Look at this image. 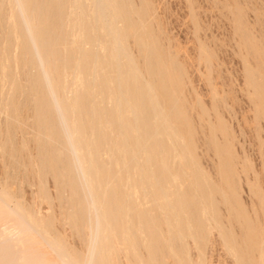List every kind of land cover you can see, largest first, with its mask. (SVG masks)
<instances>
[{
  "label": "bare ground",
  "instance_id": "6f19581e",
  "mask_svg": "<svg viewBox=\"0 0 264 264\" xmlns=\"http://www.w3.org/2000/svg\"><path fill=\"white\" fill-rule=\"evenodd\" d=\"M121 4V0H0V49H3L0 54V116L3 117L6 123L4 128L2 126L0 127V138L2 137V133L5 136L10 133L12 134V137L8 139L10 140L13 138V133H19V137L24 145L26 142H33L37 148V152L34 151V153H36L35 159L31 156L19 159L20 157H17L16 153H10L11 151L8 150L9 154H6V156L8 155L9 157L8 164L10 163L12 165L15 163V167L17 166L18 170H21V172L19 170L20 173H29L33 180H36L39 176L49 179L50 182L52 180L53 186L51 187L55 189L51 192H53L54 198L58 199V201L54 203L53 196L51 192H49L50 190L47 192L46 188L48 187L44 188V181H41V185L43 186L41 190L44 188L45 191L43 190V192L45 193L43 195H46L45 198L43 197L44 200L46 199V202L44 200L42 201H44L46 205L49 204L48 206L50 207H52L51 204L54 203L55 205H53L55 208L56 204L59 202L60 205H58L62 208V211L58 213V215L61 214V221L63 220L66 222L63 225L67 226L68 224L71 228L70 232L72 235H75L79 239V243L81 240V246L79 247H77L78 245H74V248L69 245L65 236L60 235L61 232H56L55 228L58 224L54 228V220L57 219L59 221L57 218L58 215L56 216L53 214L54 212L57 214V211L54 210L55 208L51 210L52 212L54 211L51 217L48 215L50 211L48 212L47 210L48 213L46 214V211H43L45 214L44 217L39 215L40 213L38 214L37 209H35L37 204L36 197L34 196V198H32L35 199V207H32L33 209L30 208L29 205L25 206L22 201L13 197V192L11 193V190H13L11 189V181L9 184L11 186L10 191L6 187H0V264H116L117 262V264H119V262L123 264H137L139 263L137 262L139 261V257L144 256L146 258H142L143 263L140 262L142 264L146 262H148V264H152L153 262V264H159L157 262L163 264V260H156L163 256L169 257L171 255L170 252L174 250L172 246L178 240L177 238H179V236L181 238L185 237L186 241H188V235H186L185 231V222H187L185 216L188 219L192 215L195 216L197 213H200L196 211H200V206H202L200 204H198L199 208H197L198 205L195 206L197 200L194 199V197L198 199L197 194L201 192V195L206 198V200L202 202L204 203L205 201L208 202V199L211 198L210 196L215 195L213 192L216 191V194L223 192H220V190H222L221 188L219 190V187L223 186V184H220L221 186L218 184L219 187L215 184L217 185L215 189L206 179L209 174L203 169L202 170L207 174L204 173L206 175L205 177L200 176L197 171H194L195 169L191 170L193 173L196 172L195 175L193 174V181H197L198 186H196V189L198 188L199 192L196 191V193L192 194V185L189 184V182H191L190 180L188 182L187 179H185L186 186L184 182V185L181 184L182 181L179 171L182 169V165H180L181 168L179 170L180 166L178 165L177 156L175 154V151L179 149L177 148L179 146L178 136H180L179 133L181 130L178 129V126V128L174 127V123V126L168 123V120L172 118V116L173 118H175V116H179L178 118L180 119L182 118V114H179L181 110L179 111L178 109V107L180 108L178 102L183 101V98L180 100L181 97L176 96L179 95L178 93H175L176 97L173 96V90L171 91L170 88L174 86H168L171 84H169V81L173 82L172 79L175 77L174 71L181 70V64H179L180 66L178 65L179 62H176L177 59L175 60L173 55L171 56L175 64L173 59L171 60L173 61L171 64H169L167 60L165 61L166 66H170V68H167L168 71L171 70L172 73H174L171 77L170 74H168L169 80H167L165 68L161 62H158L159 59L156 60V57L153 55L155 49H152V46V48L148 47L147 56L144 58L146 60L144 69L147 70L148 73L155 75L156 82L159 83L161 89H159L157 84L156 85L158 91L161 90L160 93L162 92V95L160 94L161 96H157L159 93L156 94L157 89L155 88V83L153 84L154 87L151 85L152 83L150 84L148 82L149 80L146 81L144 77L142 79L139 76V70L141 69H137L139 66L136 68V65H133L135 64L134 60L136 58L133 54L135 53L136 55L137 53L139 54V52H136L135 48H133L135 51L133 53L131 48L137 45L139 47L143 43L140 44V40L138 39L141 28L136 22L139 17L144 19L145 13L143 11V14H140L141 16H134L130 13L131 10L127 8V3L125 2V9L127 10L121 13ZM139 4L137 5L138 7L143 3ZM143 5L141 6L143 7ZM149 6L150 4L148 8ZM70 7L74 8V12H76L74 17L75 20L77 22L78 20L80 21V24L76 25L77 27L79 26L80 32V37L78 39L79 33L77 36L71 34L73 31L69 33L66 32L67 26L69 27L70 21L73 18V15H68L70 11H66ZM142 9L140 10L142 11ZM141 11L138 12L141 13ZM152 14L153 13H151L149 17H151L154 22L156 18H153L154 15L151 16ZM122 21L125 23L122 24ZM149 24L151 25L150 22ZM150 25L149 29L155 31L156 28H150ZM146 26L144 29L145 31H147ZM157 30L159 31V29ZM150 32L152 33V31ZM245 32L246 30L242 33L245 35ZM74 33H76V31ZM146 36L149 37L150 33L148 35L146 34ZM152 37L154 36L152 35ZM129 38L132 39V44L136 43L137 45L135 44V46H132L130 44L129 46ZM144 40L148 42L147 39ZM76 41H78V43H76ZM153 41L152 43L154 44ZM160 41H162V39ZM142 45L140 47H142ZM164 46L167 48V45ZM160 48L161 51L163 48L162 46ZM142 49L143 48H141V51L143 53ZM160 51L158 53L160 54L159 56L162 57L161 60H163V57H165L164 52L161 51L160 53ZM176 51L177 50H175V52ZM175 52L174 54L177 53ZM139 55H141V53ZM167 57L168 58L165 57V59L171 58L169 57V53H167ZM210 57L212 56L210 55ZM141 59H138L139 62ZM211 59L214 61L213 58ZM176 64L178 66H176ZM214 64L216 65V63ZM139 65L141 67L143 64ZM70 71H73V73L75 72L74 77L70 79L73 83H77H74L77 85V87H75V89H77L76 92H73L74 89H71L69 85L71 83L68 76ZM181 72L184 73L182 70ZM141 73L140 75L143 76ZM148 73H146V75ZM151 74H148L149 77ZM248 74L250 75V73H247V75ZM152 76L150 82L155 80ZM179 79L178 83L180 85L186 80H181L182 77H179ZM248 80L250 79L248 78ZM180 81H183L182 84ZM251 81L253 80H250V82ZM181 88L182 87H180V89ZM178 89L176 91L180 90ZM179 93L182 94V92ZM177 97L179 99L176 101ZM182 105L183 108L186 106L184 104ZM21 111L23 113H21ZM184 111L187 112L185 109ZM184 117L186 116L184 115L181 120H184ZM180 121L178 123H180ZM186 122L189 123L190 120ZM182 124L183 127L184 122ZM190 125H192V123ZM190 125L189 127H191ZM189 129L191 130V128ZM185 130L187 133V128ZM183 133L185 132L180 134ZM196 133L192 132V135L195 134L193 137H196ZM189 138L187 137L188 143H190ZM187 139H185V141L183 139L184 142L182 143H184V145ZM197 139L198 137L195 140ZM2 141H4V138H2ZM5 142L1 144L2 149L5 148ZM196 142L192 143H195L197 146L198 143ZM208 144L207 147L211 145ZM218 144L217 146L223 143ZM191 145L192 144H187L186 146L188 148L186 147V149H190L189 147ZM183 147L181 148L180 144V148L183 149ZM191 147L193 148V146ZM215 147L213 145V148ZM27 149H29V147H27ZM219 149H221L220 146ZM32 150H34V148H32ZM221 150L219 152H221ZM188 152L189 151H187V153ZM191 153L195 155L196 152L193 151ZM193 154H190V156ZM196 156L194 159H198V156ZM224 156L225 159L227 155ZM190 158H192V156ZM181 159H183V156L180 158L182 163L183 160ZM186 162L189 163L188 160ZM198 162V166H201ZM220 162L222 163L223 161L221 160ZM4 164H6V162ZM8 164L6 165L7 169ZM2 165L0 164V166ZM185 165L183 167H185ZM2 168L0 169L1 171H3ZM225 168L227 169V167H224L223 171ZM229 171L230 170H228V173ZM6 172L8 171L6 170ZM186 172L188 173L189 171H185V173ZM225 172H223V176ZM8 173L10 174V172ZM202 173L200 172V174ZM230 173L228 175L226 172L228 176L225 175V177L227 176L226 178H229L231 175ZM13 174L16 173L13 172ZM24 174L25 173L21 174L23 175L22 180H27L23 178L25 177ZM182 175L184 178V173ZM231 177V181H235L236 176L235 178L233 176ZM2 178H0V183ZM226 178L225 182L230 179ZM220 179L224 182L223 177H220ZM28 181L29 179L27 182ZM3 182L5 185L7 184V180H3ZM19 182L20 181L15 183L18 184ZM33 182L31 181L29 183L33 184ZM236 182L237 181L230 182V184L235 185ZM15 183L14 188H17L18 186L15 187ZM1 185L3 186V184ZM32 186H34V184ZM234 187L237 186L235 185ZM234 187L232 186V188ZM226 188L230 189L229 186H226ZM22 189L25 188L22 187ZM218 190L219 192L217 193ZM38 191L40 192V190ZM225 191L227 193V190ZM232 191L236 193V190ZM211 193L212 195H210ZM228 193L230 192L228 191ZM17 194L20 195L19 191ZM190 194L194 197L191 198L192 195L190 196ZM222 194L223 193H221V195ZM236 194L237 196L235 197H237L238 200V192ZM221 195H219V197ZM230 195L225 196V203L229 202ZM234 195L232 196L234 197ZM228 196L230 197L228 198ZM226 197L228 198V202H226ZM223 198L220 197V199ZM211 199H213V197ZM194 200H196V203H192ZM218 200L219 198L215 199L214 203L218 204ZM25 201L26 203L29 202L26 199ZM211 202L213 203V200H211ZM224 202L220 200V203L223 204ZM238 202L240 201L238 200ZM238 202L235 203V207L238 205ZM32 203L33 201L31 204ZM231 203H233V201ZM204 204L203 206L208 203ZM211 206L206 210H211L210 212L212 213L211 208H215L216 206ZM228 207H232V205H228ZM204 208L202 207V209ZM237 208H239V206H237ZM216 209H214V211H216ZM57 210L58 212L60 211L58 208ZM206 210L205 212L201 210V212H203L201 215L205 213L204 215L206 216L209 212L207 211L206 213ZM234 210L236 211L235 208ZM241 210L242 209H240V212ZM219 211L220 210L217 209V212ZM192 212L194 214L191 215ZM211 213H209L208 216H210ZM214 213L215 212H213L212 215ZM235 214L233 215L234 217ZM237 214L239 216L241 215L239 213ZM197 215L198 217L200 216V214ZM197 215L195 217H197ZM213 216L216 218L221 215L217 213L216 217L215 215ZM198 217L197 219L200 218ZM217 218L213 220V217H211L213 222H217L219 220ZM192 219H190V221ZM220 219L221 222H217L219 224L222 223V218ZM239 219L238 221L240 223L242 219ZM195 220L193 219L194 222ZM200 220L199 222H201ZM205 220L206 217L204 221ZM208 221L207 223H209ZM212 221H210V223ZM248 221L247 224L252 223ZM199 222L196 221L197 224ZM205 222L202 221L199 224L200 229L203 230L204 228L202 231L204 232L203 236L206 231H209L205 228ZM56 223L58 222L56 221ZM210 223L209 226L211 228L213 223L211 225ZM217 223L214 224L216 225ZM243 223L242 221V224ZM242 224L241 226H243ZM249 224L248 226L246 225L247 227L245 229L249 230L254 226ZM193 225L194 227L196 226L195 224ZM217 226L219 227L218 224ZM222 226L225 225L222 224ZM194 227L191 229L193 230V234L197 235V233H194ZM213 227L216 228L214 225ZM188 228L190 227L188 226ZM220 228L217 230L220 231ZM226 228L228 227L225 226V229H223L227 230ZM191 229H188V231ZM196 229L198 228H195V231ZM200 229H198V235L201 232ZM223 229L221 228V231H223ZM263 230L264 229H262V231ZM227 231H224L225 236H227ZM231 231L228 233L229 236ZM252 231V233L247 231V234H249L245 236L250 237V234H254L255 236L251 237L253 239L254 237L258 238L261 232L257 233L258 231L256 228H252ZM67 232L68 231H66V234ZM224 232H220L222 233L221 235H223ZM245 232L244 234H246ZM207 234V237L204 236L203 238L206 237L207 239L209 237V234ZM67 235L66 237H68ZM72 235H70V237ZM231 235L233 234L231 233ZM193 237L194 238L191 239L199 240L195 238V236ZM235 237L238 236L236 235ZM226 238L229 240L228 236ZM226 238L224 237V240ZM233 239L232 241L235 240L237 244L233 242L232 246H238L239 240H236L238 238ZM253 239H250L251 242H254L252 247L253 251H251V253L255 254L256 250L260 251V262L264 264V239L262 241L261 238L260 241L262 243L260 246L256 245L260 238L257 239L258 242L256 238V241ZM224 240L222 241L224 244L230 242ZM248 240L245 242H248ZM193 242L194 241L191 243L193 244ZM201 242L200 240V243ZM196 243L199 244V241L194 242V245ZM180 244L178 246L183 245ZM187 244H184V247L188 248ZM229 244L231 245V242ZM248 244L249 243H247V245ZM196 245L193 247L196 248ZM202 245L205 246V244H201V246ZM198 246L200 248V245ZM228 246L226 245V247ZM248 247L249 245L247 248ZM171 248L172 250H169V252L168 249ZM190 248H192V246ZM141 249L146 250V252L143 250L144 255ZM189 249H187V251ZM230 249H233V247ZM230 249H228V251ZM196 250L198 249L196 248ZM234 250L236 251L235 248ZM242 251H244V248ZM190 252L187 254L189 255ZM197 252L196 254H199V251ZM183 253H185V250ZM183 253L181 252V254H178H180L181 257ZM258 253L259 252H257V256H259ZM188 255L185 253V258ZM193 256L190 254V259ZM171 257L173 256L171 255ZM202 257L203 256L200 255V258ZM119 258H121V261H118ZM122 258L126 259V262H122ZM176 258L182 259L177 257V255L175 259ZM196 259H198V257ZM240 259L242 260V258H239V261ZM253 259L255 260V257H253ZM199 260L200 259H198V261ZM233 260H235V258ZM243 260L241 262L245 263L246 261ZM182 262L181 260L180 264L190 263V261L189 263L185 261V263ZM192 262L194 263L195 260ZM203 262V264H205L206 260ZM173 263L174 261H172V264Z\"/></svg>",
  "mask_w": 264,
  "mask_h": 264
},
{
  "label": "rangeland",
  "instance_id": "374dc122",
  "mask_svg": "<svg viewBox=\"0 0 264 264\" xmlns=\"http://www.w3.org/2000/svg\"><path fill=\"white\" fill-rule=\"evenodd\" d=\"M131 1H133V2H131ZM143 1L142 0H129V1L128 0H121V3H122L121 4V13H124V11L127 10V9H125L126 7H125L124 2L130 5L129 6L126 4L127 8L129 10H131L130 13H132L134 16H141L140 14H143L142 13L143 11L145 13L143 18L146 21L139 17V19H137V22H136L138 24V26L141 28V30L139 32L140 35L138 36V39L140 40V44L143 42L142 43L143 45L141 44L142 47H140L141 45L138 47V45L136 43L132 44L133 41H131L132 39L129 38L130 39L129 40V46H130V44L132 46L133 45L135 46V44L137 45V46L131 48L132 52L134 53L136 51V52H139V54L141 53V55H139L138 53L136 55H135V53L133 54L134 56H136V58L134 60L135 64H133V65L134 66L136 65V68L139 66V68H137V69L143 70V71L139 70V76L142 79L144 77L146 79V81L149 80L148 82L150 84L152 83L151 84L152 86H154L156 84L159 86V83L156 82L155 75L148 73V71L144 69L146 66V60L144 58L147 56L146 53H148V51H147L148 47L149 48L153 47L152 49H155L153 52V55H154V57H156V60L159 59L158 62L159 63L161 62V64L165 68L167 80H169L168 74H170V77H171L175 73L174 75L176 78L175 77H173V79L171 78L174 83L172 81L171 82L169 81V84L170 83L171 84L168 86H170V87L174 86L173 87L174 89L172 87L171 88L169 87L171 91L173 90L172 91L174 93V94L172 93L173 96H175V93H178L179 95H176V96L181 97L180 100L183 98V101L178 100L179 101L178 105H180L181 109L178 107V105H177V107H178L179 111L181 110L179 112L180 115L182 114L181 119H183L184 115L186 117H184V120H181L180 118H178L179 116L178 117L175 116V118H173V116H172V118H170L168 120V123L169 124L171 123V125H173V123H174V125H175V126L173 125L174 127H176V128L179 127L178 129L181 130L180 133L185 132L183 134L179 133V135L180 136L182 135V136L181 137L178 136L179 146L177 148H179V149L175 151V154L177 156L176 159H177L178 165L179 166L182 165V169H183V170L182 169L180 170L181 166L179 167V170H180L179 174L181 175L180 177H181V181H182L181 184L182 185L185 184V186H186V182H185L186 180L185 179H187L188 182L190 180L191 182H189V184L192 185V191L191 192H192V194L196 193V191H198V188L196 189V186H198V183L196 180L193 181V179H194L193 177H194L196 172L193 173V171H191V170L195 169L194 171H197V173L203 177H205L207 175L205 173V171H203V170H206V172L209 174L206 177V179L209 181L210 185L215 188L218 184L219 185L223 184V186L220 185L221 187H219V185H218V187H219V190H220V188L222 189V190H220V192L223 191L221 193L224 194V195L223 194L221 195V193H218L219 190L217 191V193L219 195H221L220 196L221 198L224 197L223 199H220L219 195L215 193L216 191L213 192V194H215L214 196L211 193L210 195H212V196H210V197L211 198L213 197V199H211V198L210 199L213 200V203H214L215 199H218V198H219V200H218L219 202H218V204L217 203L213 204L211 202V200L208 199V202L205 201L204 203L205 204L208 203L209 206H208V204L205 205L204 203H202L203 200H206V198H204L201 195L202 194L201 192L198 191L199 192V194H197L198 199L196 197H194L192 194H190V196L192 195L191 198L194 197V199L197 200V203L195 202L196 200L192 201V203H196L195 206H197L198 204L202 205V206H200L201 207L200 211H196V212H200L197 214H200L199 217L201 218V220L197 214L196 215L199 219H197V217H195L196 215L195 216L192 215V214H194L193 212L191 213L192 216L189 215V216H191L189 219L185 216V220L187 219V222H185V224H186V230L185 231H186V235H188L187 240L190 242V244L188 241H186L185 237L181 238L179 236V238H177L179 241L177 240L175 242L176 245L174 243V245L172 246V248L177 253L174 250H173L174 252L171 251L172 248L168 249V251L169 250L171 251V252L170 251L169 252L173 257H171V255L169 257L163 256L164 258L161 257L160 259H157L156 261H160V260L162 261L163 260L162 261L163 264H164V262H165V264L166 263L172 264V261H174L173 264H175V262H176V264H180L181 260L183 261L182 263H185V262L189 263V261H190L189 264H195V263L198 264L199 261H200L199 264H203L204 263L203 261H205V260H206L205 264H237V263L238 264H240V263L248 264L249 262H250L249 264H253V263L255 264L256 262L258 264H261V262H260V258H261L260 257L261 256L260 251L256 250L255 251L256 253L254 252L255 254L251 253V251H253L252 247L254 244V242H251V240L253 239L251 236H255V235L250 234L251 236L249 235L250 237H247L249 234V233L247 234V231L250 233H252L253 231L256 232L255 230L252 231V228L253 229L256 228V230L258 231L257 233L261 232V233H259V236H258V238H260L259 242L257 240L258 239L257 237H254V239H253L254 241L257 240L258 243H256V245L260 246L262 243L260 241L261 238H262V241L264 239V232H263L264 230L262 231V229H264V218H263L264 217V56H263L264 55V0H146V1H144L146 3H144ZM137 3L138 4L143 3L145 5L141 4V5H143V7H142L139 4L140 5L139 7H141V8H139L137 6L138 5ZM148 3L150 4L149 8H148V5H149ZM140 9H142V11ZM66 11L72 12V13L69 12V14L67 12V14L70 16L73 15L72 16L73 18L75 17L76 12H74L75 11L74 8L70 7ZM138 11H141V13ZM151 13H153L151 16L154 15L153 18L154 17L156 18V19H154L155 20L154 22H153V19L151 17H149ZM145 15H146V17H145ZM73 18L70 21L69 27L67 26L66 32L69 33V32L73 31L71 34H75L77 36L79 33V36L77 37V39H78L80 37V32H79V26L77 27L76 25L80 24V21L78 20V22H77L75 20V18L74 19ZM143 20H144V22H143ZM72 21H73V23H72ZM149 22L151 23V25L149 24ZM124 23L125 22L122 21V24H124ZM141 23H143V24H141ZM154 23H156V24H154ZM145 24L148 26H146ZM149 25H150V28H152V27H153V29L156 28L155 31L152 29H149ZM145 26L147 28L146 30L148 31V33H147V31L144 30ZM157 29H159L160 32ZM149 30L152 31V33ZM245 30L247 33L245 32V35H244V33H242V32ZM75 31H76V33H74ZM141 31H143V32H141ZM149 33H150V36L147 37L146 34L148 35ZM152 35L154 37H152ZM246 35H247V37H246ZM140 36H142L143 38ZM74 37H76V36H74ZM144 39H147L148 42ZM161 39H162V41H160ZM156 40L158 43L156 42ZM152 41L154 42L155 45L152 43ZM149 42H151L152 44ZM76 43H78V41H76ZM164 45H167V48ZM159 46L160 47L162 46L163 49L161 51L164 52V56L166 58H168L167 53H169V57H171L169 59H165V57H163L164 63H163V60H161L162 57L159 56L160 54L158 53L161 49ZM158 47H159V50H158ZM133 48H135V51ZM141 48H143L142 49L143 53L141 51ZM156 50H158V51H156ZM167 50H168V52H167ZM175 50H177L176 52L179 54H177L175 52ZM1 51H3V49H0V54H1ZM161 51H160V53H161ZM163 52H162V54H163ZM174 52L176 54H174ZM206 53H207V56H206ZM261 53H262V55H261ZM171 55H173L175 60L177 59L176 62L177 63L179 62L178 65L181 64V66L180 65L179 66L184 73L181 72L179 67H178V69L180 70L181 74L179 73V70L178 71L176 70L177 72L174 71V73H172V71L170 69H169L170 71H168L167 68L168 67L170 68V66L167 67L165 61L167 60L169 62V64H171L174 61V59ZM210 55L212 57H210ZM208 57H209V60H208ZM139 58L140 59L142 58L141 59L142 61L140 60V62H139V60H138ZM211 58H213L214 61H212ZM172 59H173V61H171ZM136 60L138 62V65H137ZM246 62H247V64H246ZM214 63H216V65ZM139 64H143V65H141V67H140ZM174 64H175V61H174ZM72 65H73V63H72ZM178 65L176 64V66H178ZM74 69H75V67H74ZM73 71H75V70H73ZM73 71L69 72V74H68L69 79L71 77H74L75 72L73 73ZM71 73H73V74H71ZM140 73L143 74V76L140 75ZM146 73L151 74V76L153 75L152 78L155 80L154 81L152 80V82H150L151 76L149 77L148 74H147L148 75L147 76ZM176 73L178 76L176 75ZM247 73H250V75L248 74L249 75L248 76ZM148 77H149V79H148ZM179 77L180 78L182 77L181 80H183V81H184V79H186L184 82L180 81L181 84L183 82L182 85H180L178 83L180 80ZM248 78L250 80H253L251 82H254V83H251L250 80H248ZM71 79H70V81H71ZM176 79H178V80H176ZM74 83L77 84L76 82H74ZM74 83H73V81H71V83L69 85H70L71 89H74L73 92H76L77 89H75V87H77V85H75ZM175 84H177V85H175ZM256 84H257V87H256ZM157 85H156V87L154 86L156 89L158 88ZM72 87H74V88H72ZM178 87H179V89H180V87H182V88L179 90ZM176 88L179 91H176L177 90ZM159 89H161L160 86H159ZM160 91L161 90L158 91V89L156 90V94L159 93L157 96L162 95L161 94L162 92L160 93ZM179 92H182V94ZM180 94H181V96H180ZM178 97L176 98V101H177V99H179ZM180 102H182V103H180ZM182 104H184L186 106L183 108ZM184 109L187 112H185ZM21 113H23V112L21 111ZM176 118L178 119V121ZM187 118H189V119H187ZM201 118H202V120H201ZM0 119H1L0 127L2 126L4 128L6 126L5 120L1 116H0ZM188 120H190L189 123L186 122ZM179 121H180V123H178ZM183 122H184V126H185V127L184 126L183 127L185 129L187 128V131L189 128H191L192 131L189 129L190 132L188 131L186 133V130L182 127ZM176 123L179 125H177ZM191 123H192V125H190ZM189 125L191 127H189ZM192 132L193 133L197 132L196 137L195 136L193 137V135H195V134L192 135ZM8 135L5 136L2 133V137L0 138V151H1L0 157L4 163L6 162V164H4L0 159V164L2 165V163H3V165L0 166V169L3 167L2 168L3 171L0 170V175L3 172L2 173L3 178H2V175L0 177V178H2L1 183H0V187L1 188L6 187L9 191L11 189H13V190H11V193L13 192L12 193L13 197L22 201V203L25 206L29 205L30 208L35 207L34 200L36 199L37 204H36L35 209H37L38 214L40 213L39 215L44 217L45 214L50 211L48 213V215L51 217L52 213L54 212V211L52 212L51 210H52V208H55L54 203H56L58 201V199L54 198V196L52 194L53 192H51L55 189V188L51 187V186H53L52 180L50 182L49 179H46V178L41 177V176L37 177L36 180H33L32 176L26 172H23V173H25L24 174L25 177H23V178L27 179V180L29 179V181L27 182V180H22L23 175H21V174H23V173H20L21 172L20 169H19L20 170V172H19L18 167L17 166H16L17 168L15 167V165H16L15 163L12 165L10 163L8 164L9 157H8V155L6 156V154H9V151H11L10 153H16L17 157H20L19 159H24V158H26V156H31V157H33V159H35L34 157H36V153H34V151L37 152V148H36L35 143L26 142L24 145L22 143L21 138L19 137V133L18 134L13 133V138H11L10 140H8V139L10 137H12V134H10L9 137H8ZM186 136L188 138L190 137L189 138L190 143H188V139ZM197 137H198V139L195 140ZM2 138H4V141H2ZM183 139H184V141H185V139H187L186 140L187 142L185 143V145H184V143H182V142H184ZM191 139H192V141H191ZM215 140H216L217 144H218V142H219V144L223 143V144H221L222 146L218 144L222 150L219 149V146H217V144L215 143ZM4 142L6 143V145H5V148L2 149L1 144ZM192 142L198 143L197 146L194 143L196 148ZM204 142H206V143H204ZM208 142H209V144H208ZM180 144H181V148L184 146L183 149L180 148ZM187 144H192L191 146H193L194 149L191 146L189 147L190 149H186ZM207 144L208 145L211 144V145L207 147ZM215 144H216V147H215ZM213 145L215 148H213ZM27 147H29V149H27ZM32 148H34V150H32ZM35 148H36V150H35ZM25 149H26V152H25ZM196 149H197V151H196ZM214 149H216V150H214ZM15 150H17V151L19 150V151L17 152ZM184 150H185V152H184ZM220 150H221V152H219ZM27 151H29V152H27ZM187 151H189V152L187 153ZM193 151L196 152L195 155L193 153H191ZM184 153H186L188 155H186ZM189 153L193 154V155H191L192 158H190L191 156ZM196 155L198 156V159H194ZM224 155H227L225 159H224V157H225ZM182 156H183V159H181V160H183V161L181 163L180 158ZM220 156H221V158H220ZM186 157H187V159H186ZM178 159H179V161H178ZM220 159L223 161L222 163L220 162L221 161ZM187 160L189 161V163L186 162ZM191 160H192V162H191ZM198 160H199V162H198ZM227 160H228V162H227ZM197 162L201 166H198ZM219 163H221V164H219ZM228 163H230V164H228ZM7 164H8V166H7L8 169L6 168ZM4 165H5V167H4ZM184 165H185V167H183ZM224 167H227V169L225 168V170L223 171ZM221 168H222V170H221ZM6 170L8 172H10V174L8 172H6ZM228 170H230L229 173L231 172L230 173L231 175L229 176L230 179L226 178L229 175ZM185 171H189L188 173H189L190 178L188 177V173L186 172L187 173L186 174ZM225 171L227 172L228 175L226 174ZM13 172L16 174H13ZM18 172H19V174L17 175ZM190 172H192V173H190ZM200 172L201 173L203 172V173L200 174ZM223 172H225L224 176H223ZM7 173L9 176L7 175ZM11 173H12V175H11ZM183 173H184V178L182 175ZM237 173H239V174H237ZM225 175H227V176L225 177ZM231 176H233L234 178L236 176L235 181H237V182L235 183V185L237 187H234L235 185L230 184V182L231 183L235 182V181H231L232 180ZM10 177H11V179H10ZM220 177H223L224 182H222V179H220ZM12 178H15V179H12ZM210 178H212V179H210ZM225 178L229 179V180H227L225 182ZM234 178H233V180H234ZM18 179H21L22 181L18 180ZM3 180H7L6 185L4 184ZM30 180L32 182L34 181L33 182L34 186H32L33 185L32 183H29V182H31ZM11 181L13 184L11 183ZM18 181H20L22 183L19 182L18 184H16ZM41 181L45 182V183L43 182L44 188L48 187V188H46V191L48 192L50 190L49 192H51V195L53 196L52 198H53L54 203L53 202H51V203H53L54 205L51 204L52 207L48 206L49 204L46 205V203H45L46 199L44 200V198L46 195H43L45 193V192H43L44 188H43V190H41V188L43 187L41 185L42 184ZM48 181L50 182V184ZM35 182L37 185L35 184ZM183 182H184V184H183ZM10 183H11L12 187L9 185ZM14 183H15V187L18 186L17 188H14ZM25 183H28L29 185L25 184ZM194 183L197 185H195ZM1 184H3V186ZM47 184H48V186H47ZM213 184L214 185L217 184V185L214 186ZM224 185H226L227 187L229 186L230 189L226 188V186H224ZM232 186L234 188H232ZM10 187H11V189H10ZM22 187L25 189H22ZM193 189H195V190H193ZM24 190H25V192H24ZM38 190H40V192ZM225 190H227V193ZM232 190H236V193L238 192V195H239L238 200L240 202H238L237 197H235V196H237V194L235 193V191H232ZM15 191H16V193H15ZM18 191H19V194L21 196L17 194ZM193 191H195V192H193ZM228 191L230 193H228ZM232 193H234L235 195ZM230 194L234 195V197ZM226 195H230L234 200L230 196H228V198L230 197L231 199L229 198V200H228V198L226 197V202H228V201L229 202L225 203L224 200H225ZM34 196L36 198L32 199V198H34ZM200 196H201V198H200ZM24 198L29 202L26 203ZM28 198H30V199H28ZM201 199H202V201H201ZM42 200H44L45 202ZM198 200H199V202H198ZM220 200H223L224 203L223 204L220 203ZM231 200L233 201L234 204L231 203L232 202ZM30 201L31 202L33 201V203L31 204ZM209 202H211V203H209ZM236 202H238L237 203L238 205L237 204L236 205L239 206V208H237V206L235 207ZM58 204H59V202L56 204V208L54 209L55 211H57V214H56V212L53 213L56 216L58 215V213H60L62 211V208L59 207L60 204L59 205ZM203 204L205 206H203ZM210 204L213 205V207L216 206L215 208H211L212 213L213 212L216 213L217 209L220 210L217 213H218V215H221V216H217V213L216 214L214 213L213 215H215V217L217 216V217L222 218V223H220V224L217 223L218 221L221 220L220 218H217V217L216 218L219 219L217 222L212 221L211 217H213V220L216 218H214V216L210 212L211 210L210 211L206 210V209L210 208V206H211ZM37 205H38V207H37ZM228 205L229 206L232 205V207L233 206L234 207L233 208L228 207ZM206 206H207V208H206ZM39 207L41 208V210ZM202 207L203 208L205 207L204 209L206 210V213H207V211H209L208 214H206V216L204 215L205 213L201 215V213L205 212V210L202 209ZM217 207H219V208H217ZM57 208L60 210L59 212H58ZM197 208H199V205L197 206ZM234 208L236 209L237 213L241 214L240 216L236 213ZM214 209H216V211H214ZM240 209H242L241 212H240ZM201 210L202 211L204 210V211L201 212ZM231 210L233 211L234 214L236 213L235 217L233 216L234 214L232 213ZM43 211L44 212L46 211L45 214ZM209 213H211L210 216H208ZM236 215L238 216V218ZM59 216H60V218H59ZM61 216H62L61 214L58 215L57 218L59 219V221L57 219H55L54 220L55 223H53L54 228L58 224L57 225L58 227L56 226V228H55L56 232H61L60 235H64L65 239L67 240V243L69 245H71L72 247L75 248L74 245H78L77 247L81 246L80 245L81 240L79 243L78 242L79 239L75 235L74 236L72 235V233L70 232L71 228L69 227L68 224H67V226L63 225L66 222H64L63 220H62L63 222L61 221V218H62ZM202 216H203V219H202ZM227 216H229V217H227ZM205 217H206L207 221L210 219L208 221L209 223H210V221H212L210 223V225L213 223L211 225V228L209 226V223H207L206 220H205L206 222L204 221ZM192 218L194 220L195 219H197V220H195V222H194ZM229 218L231 219V221ZM239 218L242 219V221L244 222L243 224H242V221H240V223H239V221H238ZM190 219H192V220L190 221ZM199 220L201 222L202 221L205 222L206 223V224H204L205 228L210 231V232L206 231V233L204 235V236H206V234L208 232L210 238L208 237L207 239L209 241L206 239L207 236L205 238H203L204 232H202V231L204 230V228H203V230L200 229L199 224L201 222H199ZM245 220H246V223H245ZM56 221L58 223H56ZM192 221H193V223H192ZM196 221H198L199 223L197 224ZM247 221L253 223V224L250 223L251 226L254 225L252 228L249 227L250 228L249 230L245 229L249 224V223L247 224ZM214 223H217L219 225V227L217 226V224L215 225ZM193 224H195L196 226L198 225V226L194 227ZM222 224L225 225L226 227H228L226 229L227 230L229 229V230L228 231L224 230L225 226H222ZM241 224L243 226H241ZM244 224H245V227H244ZM213 225L216 226V228L213 227ZM188 226L190 228H188ZM193 227H194V233H197V235L193 234V230L191 229ZM220 227L222 229L224 228L223 231H221ZM195 228H198L201 230V232L199 230V232H200L199 235H198V229H196V231H197L196 232ZM219 228H220V231H218ZM241 228L242 229L244 228L243 229L244 232L247 230L245 232L246 234H244V232ZM188 229H191V230H189L191 232H189ZM66 231H68L67 234L68 233H70V234L67 235ZM224 231H227L228 233H229V231H231V233L234 235V237L237 235L238 237H235V238H238L236 240H239V242L238 241L237 242H238V246L241 248H239L236 245L232 246L233 242L236 243V241L234 240L235 238L233 237V235H231V233H230V236L227 233V236L229 237V240H228V238H226L227 236L224 235L225 234ZM220 232H224L223 235H221L222 233H220ZM257 233H256V235H257ZM219 234H220V236H219ZM66 235L68 237H66ZM70 235H72V236L70 237ZM200 235H202V236H200ZM245 235H247V236H245ZM193 236H195V238H197L199 240L191 239V238H194ZM196 236H199V237H196ZM74 237H76V238H74ZM224 237L226 238L225 239L226 242H228V241L231 242V245L229 244L230 242L228 243L229 246H228V244H224V242H222L224 240ZM246 237L248 239L250 238L251 240L250 239L248 240ZM219 238L222 240H220ZM255 238H256V240H255ZM202 239H205V240H202ZM232 239L234 241H232ZM200 240L202 241L201 243H200ZM247 240H248V242H245ZM184 241H185V243H184ZM192 241H194V242L199 241V244L198 243H196V244L200 245V248L198 245L195 244L196 248L198 250H196V248H194L195 245H194V242H193V244L191 243ZM203 241L206 243H204ZM177 242L179 244H180V242H181V244L184 243L185 245L188 243L187 244L188 248L184 247V244L182 246H178L179 244ZM247 243H249L248 248H247V246H248ZM201 244H205V246L202 245L203 246L202 247ZM226 245L229 248L226 247ZM175 246H178V247H175ZM191 246H192V248H190ZM230 246L233 247V249H230L231 248ZM180 247L181 248L184 247V248L181 249ZM203 248H204V250H203ZM234 248L236 249V251L234 250ZM243 248H244V251H242ZM187 249H189V250L187 251ZM228 249H230V250L228 251ZM240 249H241V251H240ZM143 250L144 249H141V251L143 252V255H144V251L146 252V250H144V251ZM184 250H185L186 255H188L187 253H189L191 251L190 254L192 256L194 255L196 257L193 256L194 259H193V257H191V259H190V257H189L190 254H189L185 258V256H184L185 253H183ZM179 251H181L183 253L181 255V257H180L181 252H179ZM197 251H199V254H196ZM231 252H233L234 254ZM257 252H259L258 253L259 256H257ZM178 253H180V254H178ZM232 254L234 256L235 255L236 256L234 257ZM241 254L244 256H242ZM145 255H146V253H145ZM176 255H177V257L182 258V259H178V258L175 259ZM200 255L203 257L200 258ZM237 256H239V257H237ZM250 256H251V258H250ZM197 257H198V259H200L199 261H198V259H196ZM253 257H255L256 261L253 259ZM142 258H146V257L145 256L139 257V261H137L139 263H137V262L136 263L142 264L143 263ZM172 258H174V259H172ZM234 258H235L236 262H235V260H233ZM237 258H238V260H237ZM239 258H242V260L244 259L246 262L245 263L241 262L242 261L241 259L239 261ZM187 259H188V261H187ZM194 260H195V262L193 263L192 261H194ZM257 260H259V261H257ZM118 261H121V258H119ZM144 261L146 262L145 259H144ZM122 262H126V259L122 258ZM140 262H142V263H140ZM157 263L161 264V262H157ZM119 264H123V263L119 262ZM145 264H148V262H146Z\"/></svg>",
  "mask_w": 264,
  "mask_h": 264
}]
</instances>
